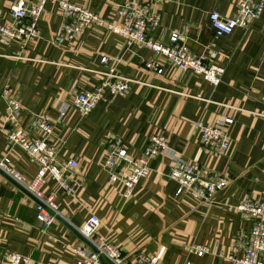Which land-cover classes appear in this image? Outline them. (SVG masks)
Instances as JSON below:
<instances>
[{"label": "crops", "instance_id": "0c3cea01", "mask_svg": "<svg viewBox=\"0 0 264 264\" xmlns=\"http://www.w3.org/2000/svg\"><path fill=\"white\" fill-rule=\"evenodd\" d=\"M19 0H0V10ZM31 4L36 0H21ZM112 18L119 5H145L158 16L151 38L167 44L174 31L195 54L224 67L218 85L201 75L181 70L141 43L97 26L75 39L59 38L61 15L48 4L38 20L39 36L20 59V44L0 41V156L7 154L18 171L28 177L37 164L6 137V104L1 90L7 84L20 100L21 126L36 138L34 113L53 118L50 143L59 147L57 159L78 160L72 172L77 181L72 194L49 179L46 192H55L60 217L48 227L36 219L33 199L18 184L0 175V249L29 259L24 264H74L73 248L84 242L77 228L90 213L99 218L98 233L118 245L123 254L148 256L164 251L157 264H231L227 255H242L238 234L251 221L233 207L248 197L264 200V11L246 29L215 35L209 13L232 15L238 0H69ZM107 57L105 62L101 61ZM161 59L162 73L144 68L147 60ZM113 69L130 79L123 96L106 94L92 111L82 116L71 104L74 95L90 89L101 72ZM67 105V106H66ZM66 106L63 116L60 108ZM229 116L230 146L223 155L201 145L194 124ZM161 132L169 147L187 162L202 166L207 179L226 176L228 183L203 205L189 193L176 195L170 177L173 160L161 153L148 162L129 198L120 194L103 168L109 142L122 139L130 155L139 157L149 136ZM231 206L232 208H229ZM208 248L198 255L190 247ZM102 264H110L101 259Z\"/></svg>", "mask_w": 264, "mask_h": 264}, {"label": "built area", "instance_id": "2783aa9c", "mask_svg": "<svg viewBox=\"0 0 264 264\" xmlns=\"http://www.w3.org/2000/svg\"><path fill=\"white\" fill-rule=\"evenodd\" d=\"M48 4L57 5L61 15L57 35L59 38L75 39L86 28L101 27L118 34L129 44H143L163 60L181 70H190L201 75L213 86L221 81L224 67L213 62L215 52H210L208 58L193 53L181 41L178 31L172 32L167 44L153 40L149 34L158 24V14L145 5L131 3L119 5L114 16L108 19L69 0H36L31 4L19 0L8 7L7 11L0 10V41L18 42L21 47L18 58L29 59L25 49L39 36L38 20ZM263 11L264 0H238L232 15L225 16L211 11L208 17L214 34L222 35L229 34L236 27L246 29ZM160 58L147 60L144 68L162 73ZM106 60V56L101 58L102 62ZM101 75L100 81L92 88L78 91L73 97L71 104L82 116L89 114L99 101L105 99L106 94L123 96L127 93L130 81L128 77L113 69L102 71ZM1 97L6 104L4 131L7 140L11 144L20 145L28 153L30 161L37 164V171L32 177L24 175L16 169L9 156L4 154L0 156V175H5L30 195L34 202L36 219L43 227H48L61 213L55 192H46L45 186L49 179H53L58 187L72 194L77 181L72 179V174L69 173L77 167L78 160L76 157L65 162L57 159L59 147L50 143L54 120L46 112L33 114V125L38 136L31 138L21 126L23 106L7 84L1 90ZM260 100L264 104V94ZM66 106L60 108V116L64 115ZM232 122L233 118L229 116L216 118L207 124L195 122L194 126L200 132L201 145L211 148L216 154H225L230 146L227 129ZM161 153L173 160L170 177L178 185L176 195L187 192L201 204L209 205L216 192L228 183L226 176L218 174H212L207 179L202 166L197 162L185 161L169 147L167 137L161 132L149 136L139 157L129 154L121 138H113L109 142L103 168L108 172L112 184L121 185L120 194L129 198L140 178L146 174L149 160ZM233 209L249 219L251 227L247 232L238 234L243 246L242 255L229 254L227 259L231 264H264V200L248 197ZM99 223L98 216L90 213L85 222L77 228L84 242L73 248L74 264H102L101 259L110 264H157L164 248L161 247L153 256L142 252L127 256L118 245L98 233ZM190 251L202 255L208 248L195 244L190 247ZM28 259L20 253L0 249V264H24Z\"/></svg>", "mask_w": 264, "mask_h": 264}, {"label": "rangeland", "instance_id": "374dc122", "mask_svg": "<svg viewBox=\"0 0 264 264\" xmlns=\"http://www.w3.org/2000/svg\"><path fill=\"white\" fill-rule=\"evenodd\" d=\"M198 131H199V129H198ZM200 133V132H199Z\"/></svg>", "mask_w": 264, "mask_h": 264}]
</instances>
